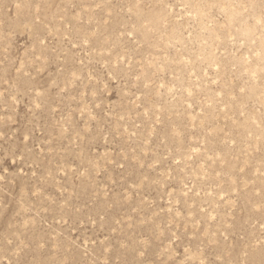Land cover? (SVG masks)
Instances as JSON below:
<instances>
[{
	"label": "rangeland",
	"instance_id": "1",
	"mask_svg": "<svg viewBox=\"0 0 264 264\" xmlns=\"http://www.w3.org/2000/svg\"><path fill=\"white\" fill-rule=\"evenodd\" d=\"M0 264H264V0H0Z\"/></svg>",
	"mask_w": 264,
	"mask_h": 264
}]
</instances>
